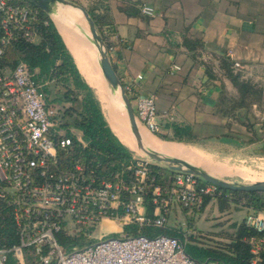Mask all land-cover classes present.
<instances>
[{"label":"built area","instance_id":"obj_1","mask_svg":"<svg viewBox=\"0 0 264 264\" xmlns=\"http://www.w3.org/2000/svg\"><path fill=\"white\" fill-rule=\"evenodd\" d=\"M142 11L152 14L147 6ZM35 19L29 5L0 0V201L18 237L17 244L0 248V264H218L194 261L179 239L126 230L165 228L174 206L194 214L222 191L180 172L158 183L150 163L133 154L120 169L93 165L89 143L75 124L81 113L48 100L50 83L37 68L5 59L20 38L29 44L40 38L31 26ZM133 110L149 133L160 134L154 95L137 97ZM105 222L120 225L121 236L94 239ZM244 225L258 234L246 239L251 264H257L264 252V210L249 211Z\"/></svg>","mask_w":264,"mask_h":264},{"label":"crops","instance_id":"obj_2","mask_svg":"<svg viewBox=\"0 0 264 264\" xmlns=\"http://www.w3.org/2000/svg\"><path fill=\"white\" fill-rule=\"evenodd\" d=\"M70 1L100 18L109 61L132 106L137 97L154 95L161 135H152L136 120L143 144L148 137L159 147L186 148L158 137H172L173 124L187 125L197 140L193 143L226 148L228 160L243 164L254 157L264 159V0ZM146 6L151 15L142 11ZM47 15L77 79L89 87L113 135L121 140L110 125V111L132 137L126 115L112 97L118 90L108 88L96 63L84 19L63 5ZM39 41L34 39L32 45ZM235 62L239 70L233 69ZM224 63L238 76L239 85L226 75ZM35 68L50 83V102L66 110L82 109L85 95L72 76L59 79L54 68L45 74Z\"/></svg>","mask_w":264,"mask_h":264},{"label":"trees","instance_id":"obj_3","mask_svg":"<svg viewBox=\"0 0 264 264\" xmlns=\"http://www.w3.org/2000/svg\"><path fill=\"white\" fill-rule=\"evenodd\" d=\"M12 3L21 2L29 5L35 10L36 19L32 22L33 30L39 35L40 41L36 45L29 44L20 38L17 42L11 44L6 51V61L12 65L23 61L31 68L38 67L42 74L48 73L51 68L56 69V77L63 78L64 75L72 76L78 89L84 92L82 99L81 119L76 120L75 124L82 130L84 139L89 143L88 153L95 159L93 165H100L104 168L120 169L121 163L126 162L132 154L111 132L106 120L104 119L100 105L93 98L92 93L87 85L77 79V73L72 63L71 57L67 54L62 40L54 27L48 15L30 3L28 0H11ZM92 19L106 42V31L98 16L91 14ZM60 64L56 66V62ZM226 75L235 85H239L238 76L232 73L230 65L224 63ZM66 79V78H65ZM80 79V78H79ZM68 113L78 112L76 109H68ZM172 137L160 136L164 141L177 142H197L190 126H171ZM152 172L156 174L158 183L167 182V176L162 172L163 169L152 167ZM164 180V181H163ZM163 181V182H161ZM222 194L218 198H226V194L236 197L234 203L246 202L245 206L259 210L262 208L264 201L260 193H243V192H226L221 190ZM204 200L202 206L207 202ZM153 205L147 201V215L153 218ZM140 229L141 234L146 236L166 235L180 239V235L172 229L155 228L137 225L126 227V230L135 233ZM257 232L249 229L244 224L238 227L237 233L232 240L231 245L226 251L204 249L191 244L184 245L185 253L198 263H218V264H251L252 254L250 245L246 239L257 236ZM18 237L16 228L10 215V210L0 201V248L11 247L17 244ZM182 242V241H181ZM257 264H264V252L260 254V261Z\"/></svg>","mask_w":264,"mask_h":264},{"label":"rangeland","instance_id":"obj_4","mask_svg":"<svg viewBox=\"0 0 264 264\" xmlns=\"http://www.w3.org/2000/svg\"><path fill=\"white\" fill-rule=\"evenodd\" d=\"M141 126L144 130H146L143 125ZM158 139L162 140L159 137ZM177 143L186 145V148L179 147L180 153L176 155L178 158H181L189 163L193 162L197 164L202 162V164L205 165H213L214 168H212L216 172V176H222V179L241 184L264 180V159L261 157H254L252 162L242 164L228 160L229 158L226 155V148L221 146H199L193 142ZM129 147H131L134 151V144ZM198 153L201 156L197 155ZM141 159L148 161L152 167H158L156 165H161L163 167L162 173L167 176V179H169L173 174V171L169 170L165 163L156 162L148 157H143ZM226 174L229 177H227ZM201 181L204 182L203 180ZM260 194L263 195L262 201H264V193ZM225 196L226 198H218V196L207 198L208 200L206 204L202 206L199 212L194 214H190L180 207L174 206L165 228L172 229L179 234L184 245L191 244L204 249H215L222 252L226 251L231 245L232 240L237 233L238 227L244 222L246 214L254 209L245 206L244 203L246 202H240L238 204L234 203L237 198L230 196L229 193ZM259 210H264V204ZM120 229V225L116 224L112 227L111 225L107 226V224H105L101 227H97L93 232V236L94 239H97L102 234L106 237H119L121 235L117 230ZM110 232L111 234H108ZM78 246L81 245L78 244Z\"/></svg>","mask_w":264,"mask_h":264},{"label":"water","instance_id":"obj_5","mask_svg":"<svg viewBox=\"0 0 264 264\" xmlns=\"http://www.w3.org/2000/svg\"><path fill=\"white\" fill-rule=\"evenodd\" d=\"M28 1L43 12H45L46 14L51 13L57 5L68 6L77 10L81 15L82 19H84L87 27V37L90 43L92 44L95 52L96 63L101 71L102 76L106 80L108 88L112 91L118 90V95L116 93V95L112 93V97H114V100L117 102V105L119 104V108L122 109V111L126 115L130 131L136 141V146L142 151V154H138L125 146L133 155L141 158L148 157L156 162L165 163L168 166V169L173 172L192 174L197 178H200L204 182L217 187L220 190L243 193H264V180H259L248 184L231 182L229 180L222 179V176H215L211 174L203 166L190 164L189 162L181 158L165 156L152 149L145 148L140 136L139 128L131 102L128 99L124 87L120 83V80L109 61L108 50L105 45V42L89 13L83 7L71 2L70 0Z\"/></svg>","mask_w":264,"mask_h":264},{"label":"bare ground","instance_id":"obj_6","mask_svg":"<svg viewBox=\"0 0 264 264\" xmlns=\"http://www.w3.org/2000/svg\"><path fill=\"white\" fill-rule=\"evenodd\" d=\"M103 95V94H102ZM108 106V105H107ZM106 107V106H105ZM110 114H111V117H110V125L113 129V131L116 133V135L121 139L122 142H124L125 144L129 145V146H132L133 142L134 141V152L135 153H138V154H142V151L140 149H138V147L136 146V141H135V138L132 134V137H133V140H132V137L131 135L129 134V132L125 133L118 125V123L116 122V119L114 117V114L112 113V111H110ZM129 131V130H128ZM147 140H148V143L147 144H144V147L147 148V149H152L156 152H159V153H165V154H173V155H177L180 153V150L175 148V147H159L156 145V141H152L151 139H149L147 137ZM155 143V144H154ZM124 145V144H123ZM126 146V145H125ZM127 147V146H126ZM129 149H131L130 147H128ZM132 150V149H131ZM171 157V156H169ZM192 162V161H190ZM204 163V162H203ZM190 164H194V165H200V166H203L206 170H208L211 174L213 175H217L216 172L213 170V165H210V164H202L201 163H190ZM213 167V168H212ZM105 223H108V222H105ZM110 224V223H109Z\"/></svg>","mask_w":264,"mask_h":264}]
</instances>
